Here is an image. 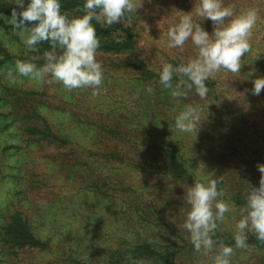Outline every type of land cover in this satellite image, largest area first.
Wrapping results in <instances>:
<instances>
[{"label":"rangeland","instance_id":"1","mask_svg":"<svg viewBox=\"0 0 264 264\" xmlns=\"http://www.w3.org/2000/svg\"><path fill=\"white\" fill-rule=\"evenodd\" d=\"M139 2L137 14L145 23L138 17L124 23L133 30L136 48L97 51L104 78L93 95L91 88L67 91L59 82L47 83L48 77L29 80L15 72L17 59L40 67L46 58L38 48L28 50L8 22L12 9L19 11L20 6L15 0H0V264H147L123 262L144 241L163 251L174 243L173 264H211L216 249L208 256L196 252L183 228L190 208L186 191L196 180L193 170L205 182L220 177L218 189L233 205L217 222L215 236L233 235L247 194L252 186L259 187L264 89L259 95L252 89L254 79L264 76V0H224L236 13L256 8L258 19L240 72L221 70L210 79L215 85L204 99L194 90L174 98L159 77L143 75L147 70L158 74L166 61L186 63L197 54L191 39L182 49L167 48L166 33L169 24L192 11L199 0ZM194 19L213 32L210 19ZM10 68L12 76L7 74ZM189 103L203 106L202 125L198 133H179L171 123ZM33 110L48 122L58 141L27 134L28 125L42 126L31 116ZM164 140L185 161L187 177L177 179L165 172L160 149ZM15 212L49 242V249L4 244L2 227ZM251 235L256 236L248 231ZM247 244L245 249L229 244L234 247L232 264H264V246Z\"/></svg>","mask_w":264,"mask_h":264},{"label":"clouds","instance_id":"2","mask_svg":"<svg viewBox=\"0 0 264 264\" xmlns=\"http://www.w3.org/2000/svg\"><path fill=\"white\" fill-rule=\"evenodd\" d=\"M15 3L20 10L13 8L8 22L21 36L27 49L36 51V45L42 41L51 45V51L44 52L46 63L37 67L30 60L17 59L15 72L29 80L48 77L47 83L59 82L67 91L91 88L93 95L99 93L104 78L102 63L96 59L100 38L93 20L102 26L131 22L133 17L140 19L137 9L142 7L139 0H84V14L69 18L66 12L61 11V0H28L26 7L25 0H15ZM194 15L210 19L214 25L213 32L210 34L194 19ZM257 19L258 10L254 7L236 13L235 6L226 5L224 0H199L192 11L183 12L178 22L169 24L166 33L167 48L182 49L191 39L197 54L189 57L186 63L174 65L170 61L164 62L157 69L159 83L174 98L185 97L192 90L200 98H206L210 92L207 81L215 78L221 70L240 72L242 57L251 50L250 37ZM26 22L36 23L26 26ZM25 29L27 35H24ZM7 74L12 76L13 70L10 68ZM174 76L178 77L175 83ZM253 84V94L259 95L264 89V76L255 78ZM148 91L151 92L152 88L149 87ZM203 111V106L198 104L183 105L172 120V129L179 133L197 132V126L200 129L202 125ZM257 167L261 172L260 184L259 187L252 186L246 196V204L239 209L240 218L233 233L235 248L248 247V231H253L257 240L264 241V163ZM192 173L196 180L186 191V202L190 208L183 228L190 234L196 252L208 256L216 249L211 264H232L234 247L223 241L218 243L213 237L218 229L217 222L225 218L233 205L223 199L224 190L218 189L220 177L205 182L195 170Z\"/></svg>","mask_w":264,"mask_h":264},{"label":"trees","instance_id":"3","mask_svg":"<svg viewBox=\"0 0 264 264\" xmlns=\"http://www.w3.org/2000/svg\"><path fill=\"white\" fill-rule=\"evenodd\" d=\"M61 11L66 12L68 16H81L84 14L83 3L84 0H61ZM96 25L97 35L100 38V47L97 51H114V52H127L136 48V39L131 27L125 26L123 22L115 23L111 26H102L97 21L93 20ZM38 54H44L45 51H51V45L48 41H42L36 45ZM3 52L9 57V52L2 48ZM3 61V60H2ZM179 64L180 62H174ZM136 67L141 70L140 64H136ZM145 71V70H144ZM144 78H152L154 76L159 77V74L150 72L149 70L143 73ZM186 79V77H185ZM208 87H213L214 82L207 81ZM31 116L33 118L42 121V126L38 124H31L26 127V132L30 136L38 139H48L58 141L60 138L53 133L48 122L41 116L38 111L33 110ZM164 146H161L162 155L166 159L165 172L173 178L183 179L189 175V168L185 161L171 148L167 141L162 142ZM3 230V241L5 245H9L12 249L22 248H38L41 250L49 249V242L39 238L32 230L29 221L24 218L21 212H15L10 215ZM217 242L223 241L225 244H234L233 235L225 237L221 234L214 236ZM247 243L256 244L260 247L264 246V241L257 240L255 235L248 237ZM174 243H170L167 246V250L163 251L153 246L152 242L144 241L136 245L131 251L130 258H123V262L136 260L145 261L147 264H173L176 258V249H173ZM118 256V255H117ZM121 257V256H119ZM115 264H122L120 261H116Z\"/></svg>","mask_w":264,"mask_h":264}]
</instances>
